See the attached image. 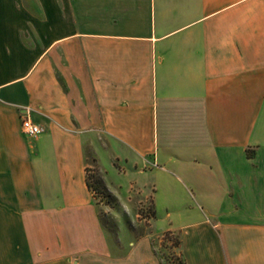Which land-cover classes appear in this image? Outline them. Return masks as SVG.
Returning <instances> with one entry per match:
<instances>
[{"label": "crops", "instance_id": "1", "mask_svg": "<svg viewBox=\"0 0 264 264\" xmlns=\"http://www.w3.org/2000/svg\"><path fill=\"white\" fill-rule=\"evenodd\" d=\"M86 146L184 264H264V0H0V264H159L112 254Z\"/></svg>", "mask_w": 264, "mask_h": 264}, {"label": "rangeland", "instance_id": "2", "mask_svg": "<svg viewBox=\"0 0 264 264\" xmlns=\"http://www.w3.org/2000/svg\"><path fill=\"white\" fill-rule=\"evenodd\" d=\"M102 141V146L106 148L107 142ZM85 154L89 165L88 182L96 198L100 220L112 254L116 257L125 256L132 243L144 236H150L159 264H184L180 249L181 235L177 231H163L167 225L161 212L157 217L154 215L151 187L145 183L146 178L140 176L130 189H125L124 180L119 181L113 177L112 180L122 186L121 190H116L118 195H113L104 186L103 181H107V178L97 154L90 146H86ZM106 162L102 163L104 167L108 165ZM116 166L119 172L123 171L118 164Z\"/></svg>", "mask_w": 264, "mask_h": 264}, {"label": "built area", "instance_id": "3", "mask_svg": "<svg viewBox=\"0 0 264 264\" xmlns=\"http://www.w3.org/2000/svg\"><path fill=\"white\" fill-rule=\"evenodd\" d=\"M21 129L23 134L29 139H34L41 133L40 126L33 122L28 116L22 118Z\"/></svg>", "mask_w": 264, "mask_h": 264}, {"label": "trees", "instance_id": "4", "mask_svg": "<svg viewBox=\"0 0 264 264\" xmlns=\"http://www.w3.org/2000/svg\"><path fill=\"white\" fill-rule=\"evenodd\" d=\"M89 186H90V184H89ZM184 263V262H183Z\"/></svg>", "mask_w": 264, "mask_h": 264}]
</instances>
